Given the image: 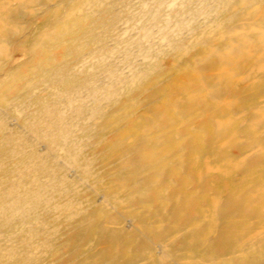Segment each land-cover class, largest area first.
<instances>
[{"label": "bare ground", "instance_id": "obj_1", "mask_svg": "<svg viewBox=\"0 0 264 264\" xmlns=\"http://www.w3.org/2000/svg\"><path fill=\"white\" fill-rule=\"evenodd\" d=\"M39 6L48 18L31 20L16 38L20 47L31 41L26 66H0V264H115V250L107 258L89 255L87 238L141 189L115 192L103 182L120 172L123 158L111 156L139 137L148 160L147 128L156 139L164 125L146 121L175 98L208 99L210 90L198 88L207 78L199 67L222 56L238 63L234 52L264 41V0H46ZM22 76V86L12 89ZM198 111L193 106L192 117ZM142 120L145 126H137ZM184 126L179 120L170 132ZM126 250L122 264H152L149 256L129 263L137 256ZM164 251L163 243L154 246V264L165 263Z\"/></svg>", "mask_w": 264, "mask_h": 264}, {"label": "rangeland", "instance_id": "obj_2", "mask_svg": "<svg viewBox=\"0 0 264 264\" xmlns=\"http://www.w3.org/2000/svg\"><path fill=\"white\" fill-rule=\"evenodd\" d=\"M45 1L0 0V66L20 63L17 69H24L31 41L20 47L16 38L48 16L39 12ZM260 25L264 29V18ZM232 56L238 63L222 56L199 67L207 78L198 88L210 90L208 99L175 98L146 121L162 123L166 131L154 139L147 128L148 160L139 137L111 156L123 158L120 172L104 175L103 182L115 192L126 186L142 192L104 215L98 233L87 238L89 255L107 258L115 250L112 259L122 264L126 248L137 256L129 263L149 256L154 264L151 250L161 242L164 264H264V41ZM24 82L22 76L11 88ZM193 106L199 109L194 117ZM179 120L185 126L172 134L169 127Z\"/></svg>", "mask_w": 264, "mask_h": 264}]
</instances>
